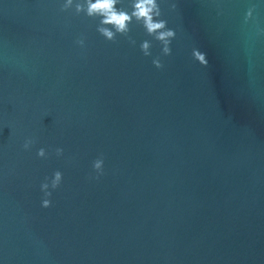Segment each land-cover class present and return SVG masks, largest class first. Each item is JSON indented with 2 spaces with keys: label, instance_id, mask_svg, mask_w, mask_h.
<instances>
[{
  "label": "water",
  "instance_id": "water-1",
  "mask_svg": "<svg viewBox=\"0 0 264 264\" xmlns=\"http://www.w3.org/2000/svg\"><path fill=\"white\" fill-rule=\"evenodd\" d=\"M63 2L0 0V264H264V0H159L169 56Z\"/></svg>",
  "mask_w": 264,
  "mask_h": 264
},
{
  "label": "clouds",
  "instance_id": "clouds-1",
  "mask_svg": "<svg viewBox=\"0 0 264 264\" xmlns=\"http://www.w3.org/2000/svg\"><path fill=\"white\" fill-rule=\"evenodd\" d=\"M122 3V0H64L60 6L61 12H69L74 9L75 15L84 14L89 18H99L97 25V31L108 41L115 42L117 36L127 37L132 45L136 44V41L129 35L132 31L131 25L133 23L141 25L148 36L153 37L156 41L162 45V55L169 56L172 54L171 43L176 38V31L168 27V21L163 19V12L159 3V0H131L129 7H118ZM174 11L177 8L176 3L170 5ZM130 9V10H129ZM256 10V5H252L248 8L245 22L253 18V14ZM86 37L81 36L76 40V44L80 47L85 46ZM141 50L145 56H151L152 42L145 40L140 45ZM194 58L202 65H207L208 60L206 53L199 49H193ZM153 64L158 69L164 68L162 59L158 56L153 59ZM35 139L29 137L26 138L23 143L24 150H30ZM64 153L63 148H56L55 154L59 157ZM37 155L41 158H46L48 153L46 149L40 148ZM93 170L96 173L95 179H99L104 174V156L101 154L93 161ZM50 180V182H49ZM63 180V173L59 170L54 172L53 178H45V181L41 184V190L44 193V199L42 200V206L45 208L52 206L53 191L61 186Z\"/></svg>",
  "mask_w": 264,
  "mask_h": 264
}]
</instances>
